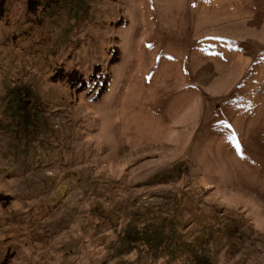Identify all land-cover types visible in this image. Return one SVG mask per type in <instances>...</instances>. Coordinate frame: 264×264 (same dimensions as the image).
I'll return each instance as SVG.
<instances>
[{
  "label": "rangeland",
  "instance_id": "rangeland-1",
  "mask_svg": "<svg viewBox=\"0 0 264 264\" xmlns=\"http://www.w3.org/2000/svg\"><path fill=\"white\" fill-rule=\"evenodd\" d=\"M0 264H264V0H0Z\"/></svg>",
  "mask_w": 264,
  "mask_h": 264
}]
</instances>
